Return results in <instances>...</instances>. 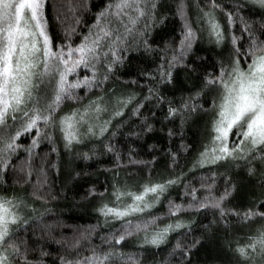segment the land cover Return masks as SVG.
<instances>
[{
  "label": "snow or ice",
  "instance_id": "obj_1",
  "mask_svg": "<svg viewBox=\"0 0 264 264\" xmlns=\"http://www.w3.org/2000/svg\"><path fill=\"white\" fill-rule=\"evenodd\" d=\"M174 3L173 22L180 23L162 37L161 48L153 47L155 29L168 20L160 0H99L95 6L78 0L68 6L72 23L61 34L50 31L48 0H0V264H49L54 253L51 264H140V257L124 247L141 234L139 248L170 246L164 264H191L194 250L220 231L234 264H264V0H196L195 25L187 0ZM249 6L261 11L259 21L246 18ZM79 9L91 13V22ZM204 34L219 49L211 70L208 58L197 54ZM132 52H141L155 67L138 69L125 81L139 92L117 95L107 84L121 79L120 69L134 59ZM177 69L193 81L178 97L166 94L176 88ZM81 89L94 98L82 103ZM161 115V123L173 125L169 141L177 135L181 140L179 150H168L169 167L191 147L183 142L185 126L205 122L208 141L189 171L207 172L198 186L186 182L181 171L135 185L114 183L110 196L88 189L85 196L99 200L96 212L103 222H120L115 231L94 238L92 227L56 238L52 225L40 227L44 213L34 203L15 192L9 195L3 186L9 176L29 183L35 171V200L54 199L40 192L48 171L61 170L62 161L52 160L53 154L85 162L111 155L119 168L127 152L130 164L150 167L155 145L147 146L151 160L133 157L137 142L154 131ZM44 142L49 151L39 156ZM244 181L258 185L261 195L235 202ZM181 184L176 203L166 194ZM164 200L166 217L152 214ZM253 225L258 227L253 230ZM245 228L249 231L242 236H232Z\"/></svg>",
  "mask_w": 264,
  "mask_h": 264
},
{
  "label": "trees",
  "instance_id": "obj_2",
  "mask_svg": "<svg viewBox=\"0 0 264 264\" xmlns=\"http://www.w3.org/2000/svg\"><path fill=\"white\" fill-rule=\"evenodd\" d=\"M78 0H48V7L46 9V15L50 22V31L54 34H61L67 25L72 23L73 13L69 10V5H76ZM163 7L161 8L162 14L168 17V20L164 24L159 25L155 29L154 37L159 47L164 46V39L168 33L171 32L173 27L179 26V20L173 22V12L175 10L174 0H160ZM222 3H231L232 0H221ZM93 6L99 4V0H91ZM187 3L191 6L189 9V15L196 24V9L194 7L196 0H187ZM95 10V7L93 8ZM246 18L255 19L259 21L261 11L253 6H249L244 9ZM59 14L60 19H57ZM78 14L87 18L89 22L92 20L91 13L84 9H79ZM223 22V21H221ZM81 29L83 25L79 26ZM79 39V37H77ZM219 49H214L209 44L207 35L204 34L202 41L197 46V54L208 58L209 70H211V64L216 59V52ZM131 56L134 57L131 63H126L123 68L120 69L121 79L109 81L107 84L108 89H114L115 93L119 95L123 91H137L139 88L136 85H130L125 83L126 80L134 78L138 69H147L152 71L155 67L151 60L146 59L141 52H132ZM131 72L133 76H129ZM175 79L177 81L176 88H169L166 94L175 93L178 97L180 89H188L192 86V78L188 76L182 69H177L175 73ZM143 82V81H142ZM81 97H83L82 103L86 104L89 99H93L94 96L84 95V90H78ZM146 92V88H145ZM99 94V93H98ZM186 94V92H185ZM71 105V102H68ZM67 110V106L65 108ZM147 115V113H146ZM162 115L154 122V131L149 133L141 141H138L139 147L136 154L133 157L136 160L149 161L152 159L153 153L148 151V145H155L157 151L155 155V163L150 167L139 164H130L128 160V153L124 152L123 159L120 161L122 167L117 168L115 161L111 155H105L100 158H94L91 161L85 162L83 160L74 159L71 154H64L62 157H56L52 155L51 159L54 161H62L60 164V171L52 169L48 171L47 184L40 188L42 194L48 195L47 202L44 203L39 200H35L32 195L33 186L37 184L38 176L36 172L33 175L29 183H16L15 177L9 176L7 183L3 185L7 188V192L11 195L13 192L27 199L30 203H34V206L44 213L43 222L40 227H43V223L52 225L53 232L56 238L61 235L66 237H72L74 234H78L81 231L96 228L97 235L106 234L109 231H115L120 228V222L105 224L103 218L99 217L96 208L99 205L98 199L86 197L85 193L90 188H95L97 192H105L106 196H110L112 192V185L119 182L123 184L127 182L129 185H135L149 180H159L162 177H169L173 175H179L183 171L185 175V181L191 184H199V178L201 174L207 172V169L196 168L194 171H189L192 168L199 152L203 150V145L208 141V128L204 121L198 123H192L191 121L184 128V140L185 144H190L191 147L188 152H179V163L173 167H169L171 161L168 156V150H179L181 140L179 135L174 136L172 141H169L167 132L168 129L173 127L172 124L161 123ZM178 123V122H177ZM25 142L27 139L25 138ZM119 147V146H118ZM39 156H44L49 151V145L44 142L37 150ZM60 151L63 153L62 146ZM23 156V153H21ZM34 163L37 167L40 165L39 157L34 158ZM75 169V171H73ZM107 169V171H106ZM76 172H80L79 176H76ZM118 173V175H117ZM42 179V177H39ZM245 186L241 188L239 193H234L237 200L235 202L247 203L254 199L256 196L261 195V189L258 185H248L247 181H244ZM183 192V184L177 185L169 189L166 194L174 200L176 203H180V196ZM0 194H3L0 192ZM44 209L49 211L44 212ZM152 214L157 216L166 217L167 215V200L162 201L161 204L156 205L155 208L150 210ZM145 213V218L147 217ZM166 222V221H163ZM163 222H159L163 226ZM40 227L36 229L37 233L40 231ZM258 225H253L252 229ZM249 231L248 229H240L234 231L232 236H242ZM142 238V234L141 237ZM137 237L130 238L127 245L124 247V251L127 253H134L140 257V264H164L168 258L170 251L169 245H162L160 249L152 248L151 246H145L139 248V239ZM99 242L98 240L96 241ZM51 249H56L58 246L55 244L50 245ZM63 255V251L60 252ZM49 257V264L54 258ZM191 264H234L231 258V254L225 247V233L223 231L215 233V235L209 240L204 242V245L198 250H194V255L191 257Z\"/></svg>",
  "mask_w": 264,
  "mask_h": 264
}]
</instances>
